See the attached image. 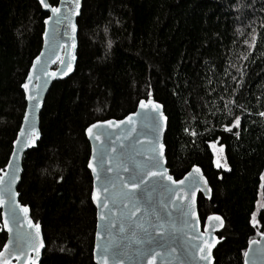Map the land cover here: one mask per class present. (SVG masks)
<instances>
[{
    "label": "trees",
    "instance_id": "1",
    "mask_svg": "<svg viewBox=\"0 0 264 264\" xmlns=\"http://www.w3.org/2000/svg\"><path fill=\"white\" fill-rule=\"evenodd\" d=\"M46 17L36 0H0V170L24 113L21 84ZM76 24L74 71L46 93L40 138L23 155L17 187L42 230L39 264H94L84 131L134 111L149 91L167 118L170 173L178 179L199 166L211 188L209 198L197 199L201 222L209 214L224 220L214 264H243L248 241L264 232L257 205L264 203V0H82ZM236 116L239 126L224 131ZM214 141L223 146L225 170L213 162ZM5 239L0 219V249Z\"/></svg>",
    "mask_w": 264,
    "mask_h": 264
},
{
    "label": "snow or ice",
    "instance_id": "2",
    "mask_svg": "<svg viewBox=\"0 0 264 264\" xmlns=\"http://www.w3.org/2000/svg\"><path fill=\"white\" fill-rule=\"evenodd\" d=\"M69 2L74 3L76 8H79V0H69ZM40 6L42 8L47 9L51 12L44 20L45 25V36L48 35L49 32V22L51 21L52 32L55 35L60 31L57 25L61 24L64 21L71 22L70 18L75 13L68 9L67 11L62 12L61 7H52L45 0H39ZM61 4H64V0H61ZM73 33L76 31V26L74 24L71 25ZM264 27V26H262ZM255 30H253L254 32ZM67 33H65L66 35ZM48 43V41H45ZM245 43L248 45V52H252L253 47L257 43V38L253 34L251 36V43L247 40ZM72 48H75V39L72 37ZM43 55V53L41 54ZM67 59L64 56H60L57 53L58 62L61 65L67 64V72L72 71L71 61L75 59V56L71 54V50L66 53ZM247 56H241L240 59H246ZM41 57L37 56L32 61V68L28 70V75L25 78L23 84H21V88L24 90V99L31 104H34L35 108L40 106L39 104V88L46 86L47 79L43 81V84H32L33 78L39 83L40 76L36 75L33 72V69L36 67L37 63L40 61ZM235 67V65H233ZM237 72H240V69H236ZM43 71V69H42ZM67 72L63 70V68L58 69L57 72L47 73L44 75L48 78L54 77L58 74L67 75ZM241 75L243 73L241 72ZM235 79V77H233ZM239 83V81L237 82ZM229 103H232L229 101ZM161 105L154 102L152 99V93L149 91L148 99L140 100L139 109L144 111V117L141 121L142 126L148 130L150 133V138L146 140L145 145H141L142 151H137L136 155L143 157V159L136 160L132 159L130 161L126 160L124 155L112 156L108 157L112 160H119L120 163L116 164L113 167L111 164L105 170L101 167V171L98 172L97 169L93 166V162L90 159L88 162L89 169L92 170L93 173V186L91 199L92 203L97 206V231H96V240L97 245L93 249V258L97 261V264H109L108 257H112L114 264H121L120 257H128L129 256V245H134L131 249L137 261H143L147 259V264H171V261L168 260V257L172 259H176L174 255L176 249L172 248L168 244H166L163 240L165 236V225L160 224L158 226L152 225L150 221H148V210L143 209V204L145 202L144 197L146 195L145 189L143 187L145 181H148L155 178H161L163 180H167L172 184H180L183 185L185 183L184 180L175 181L172 176L167 175V169H161L160 164L163 162L164 158V145L159 144L160 155L159 160H157L156 156V145L159 143V133L163 131V121L165 117L162 112H160ZM225 111L231 115L230 109H228L227 105L225 106ZM32 115L34 119V115L30 114L26 109L24 112V120L27 122ZM137 115L133 113L131 116L125 117L122 121H114V120H105L102 122L103 125H107L109 128L117 127L119 125L128 124L130 126V130L125 129L124 135L118 137V140L127 139L128 136L134 132L135 125L137 121L133 120V116ZM259 116L264 118V112L258 113ZM157 116L159 117V122H157ZM240 123V117L236 116L235 119L232 120L231 125L224 127V131H231L233 127H238ZM101 123H95L89 126L86 129V134L90 139L99 140L102 133L94 132L95 129L102 127ZM185 132H188V129H185ZM191 135H196L195 132L190 133ZM38 133L33 124L29 123L27 125V129L24 124H21L20 131L16 134V140L13 141V153H17V142H21V148L23 147H32L35 145V141L38 138ZM23 138V140H22ZM116 141H113L112 147L115 149ZM210 147L215 148V145H210ZM221 145V149H222ZM94 153L96 149L93 150ZM107 157V153H101L102 160ZM18 159V156H16ZM12 164V160L9 161ZM217 168H225L227 169V164L216 163L214 161ZM121 169L127 175H121ZM19 171L18 166L14 167L11 173H0V205L4 204V193L8 192L11 195H15V193L11 192V184L16 179V172ZM104 171L109 173H113L112 176L102 175ZM193 171L198 173V168H193ZM146 173V175H145ZM191 176V173H189ZM262 180H264V173L261 174ZM7 178V179H6ZM187 179V177L185 178ZM203 179V177H201ZM97 180L100 181V187L103 191V195H100L97 191ZM162 191L173 192L177 191L176 189H170L166 185L160 186ZM150 199V196L148 197ZM173 199L184 200L183 195H179L174 197ZM258 208L264 209V203L257 201ZM162 207L166 209L167 205L162 204ZM17 208H20V205H16ZM180 217L182 218L183 227L185 229H192L194 227L193 222H196L195 226H198V221L196 217V210L194 203L185 202L184 205H181L178 209ZM143 211V215L139 219H133L137 216V213ZM21 212L24 214V220L19 221L16 217L15 209L11 206L9 207L8 215L11 217L12 222L19 224V227L16 230L15 240H11L3 245V248L0 249V264H11V259L14 257L17 261H20L22 258L24 259V264H36V260L40 254V248H42L43 242L40 239V226L39 224H33L31 220L28 219L27 207L21 208ZM152 215H156L155 209H152ZM189 215H191V221L188 219ZM251 223L253 226L257 224L256 216L257 212L253 211ZM208 220H216L220 221V217L218 216H209ZM26 226L30 231H24V226ZM222 223V222H221ZM8 220L4 222V229L11 233V229L9 228ZM159 227V232H156V228ZM103 229V233L101 232ZM151 229V231H150ZM173 232L175 231V227L172 228ZM258 236L261 237V240H264V233H257ZM191 240H200L201 243L199 245L193 243L191 244V249H198L195 253L196 256L199 257L200 261L205 262V264H211V255H209L211 248L217 242L215 238L211 237L210 228L208 223L204 224V233H200L196 236H191ZM121 241H127V244L122 245ZM260 241L249 240L248 244L251 248L253 244H259ZM189 247L183 248L184 255H191V250ZM258 254L264 256V245L257 250ZM26 253H31L33 255H26ZM245 256V264H249L247 257L249 256V252L245 251L243 253ZM253 264L255 262L253 261Z\"/></svg>",
    "mask_w": 264,
    "mask_h": 264
},
{
    "label": "water",
    "instance_id": "3",
    "mask_svg": "<svg viewBox=\"0 0 264 264\" xmlns=\"http://www.w3.org/2000/svg\"><path fill=\"white\" fill-rule=\"evenodd\" d=\"M36 1L40 5L39 0H36ZM45 2L48 3L52 7H61L62 12L67 11L68 9H71L75 14L71 16V18H70L71 22L70 23L68 21H64L61 24L57 25V27L60 29V31L58 33H56L55 35L52 32L53 24L50 21L49 25H48L49 32H48V35L45 36L44 20L49 15H51V12L40 6L41 9L47 13V17L43 20V33H42L41 48H40V51L38 52V54L35 56V58L37 56H40L41 59L37 63L36 67L33 69V72L36 75H39L41 79L38 83L35 80V78H33L32 84H38V86H39V85L43 84V81L45 79H47V84H46V86L39 88V91H40L39 104H40V106L38 108H35L34 104H31L24 99L25 100L24 112L27 109L30 114L34 115V119L32 118V115H30L29 120L26 122L24 120V113H23L18 131H17V133L20 131L21 124H24L26 129H27V125L29 123L33 124L37 133L39 134L38 138L35 141V145H36L38 139L40 138L39 113L41 111V108H42V105L44 102V98L46 96L48 89L50 88L51 84L54 81L63 80L65 78H67L74 71L75 63H76L77 31H78L76 20H77L78 16L80 15V10H81V5H82V0H79V8H76L74 6V3L69 2V0H64V4H61V0H57V3L55 5H51L48 2V0H45ZM72 24H74L76 26L75 33H73V31H72V27H71ZM65 33H67V34L65 35ZM73 36L75 39V48L74 49L72 48V37ZM46 40L48 41V43L45 42ZM69 50H71V54L73 56H75V59L71 61V67H72L71 72H67V64L61 65L57 59V53H59L60 56H64L67 59L68 57L66 56V53H68ZM42 53H43V55H41ZM30 68H32V62H31L29 69ZM60 68H63V70L65 72H67V75L58 74V75L51 77V78H48L44 75L45 72H47V73L57 72L58 69H60ZM42 69H43V71H42ZM27 75H28V72H27ZM27 75H26V77H27ZM22 91L24 94L23 89H22ZM147 99H148V96L146 98H141L140 100L146 101ZM152 99L154 100V102L161 105L160 112H162L164 117H165V120L163 121V131L158 134L159 135V143L156 145V156H157V160H159V155H160L159 144L164 145V134H165L166 126H167V118L164 114L162 104L159 103L158 101H156L153 96H152ZM140 100L138 101L134 111L126 114L124 117L118 118V119L108 118V119H104V120L95 121V122L89 124L85 128V131H84L85 136H86V139H87L89 146H90V154H89V158L87 161V168L90 172L91 181H92L91 193H92V186H93V173H92V170L89 169V167H88V162L90 159L92 160L93 166L97 169L98 172L101 171V167H103V169L106 170L110 164L113 167H115L116 164L121 162L119 160H112V159L108 158V157H112L114 155H116V156L124 155L126 160H128V161H130L132 159H136V160L143 159V157L137 156L136 152L143 150L141 148V145L146 144V140L148 138H150V133L148 132L147 129H145L142 126V123H141V121L144 117V111L139 109ZM133 113L137 114V115L132 117L133 120L137 121V123L135 125L136 130L134 132H132V134L130 136H128L127 139L118 140V137L125 134L123 130H125V129L130 130V126L128 124L125 123L123 125H119L117 127H112V128H109L107 125L102 124V122L105 120L122 121L125 119V117L131 116ZM156 119H157V122H159L158 116ZM95 123H101L102 124L101 128L94 130V132L102 133L100 136V139L98 141L94 140V139H90L88 137V135L86 134V129H88L90 125L95 124ZM14 140H16V136H15ZM22 140H23V138H22ZM113 141H116L114 150L112 147ZM21 143H22V141L17 142V145H16L17 153H13V142H12V148H11L7 163H6L5 167L0 170V173H11V171L14 167L18 166V168H19V171L16 172V179L11 184V192L15 193V195L13 196L10 193L5 192L4 193V201L5 202L3 205H0L1 226H2L3 231L6 234V239L3 243V245L5 243L9 242L10 239L13 241L15 240L16 230L19 227V224L13 223L11 217L8 215L10 206L15 209L16 217L19 221L24 220V214L21 212V208L27 207L28 219L31 220L33 224H39L37 222H34V220L31 218L30 210H29L28 206L22 204L19 200V193H18L17 187H18V184L20 182V178H21V174H22V158H23V155L26 151H28L29 149H31L35 146L34 145L32 147L21 148ZM94 149H96L95 153L93 151ZM101 153H107V157H105L103 160L101 158ZM163 153H164V158H163V162L160 164V168L161 169H167V175L172 176L173 180H175V181L184 180L185 183L183 185L172 184L169 181L163 180L161 178H155V179L150 178V180L145 181L143 187L145 189L146 195L144 197L145 202H144L142 207H143V209L148 210V213H149L148 221H150L152 225H156V226H158L160 224L165 225V228H164L165 236L163 237V240L166 244H168L169 246H171L172 248L177 250L174 253V255L176 256V259H172L171 257L167 258L168 260L171 261V264H205V262L200 261L199 257L195 255V253L198 251V249H191L190 248L191 244L195 243V244L199 245L201 243V241L200 240L193 241L190 239V237L196 236L200 233H204V224L208 223L209 228H210L211 237L215 238V240L217 241L214 244V246L211 248L210 253H209V255H211V264H214L213 251H214L215 247L217 246V244L222 240V238H220L218 236V233L220 232V230L223 227L224 220L219 214H209L204 218L203 222H201L199 212H198V207H197V199H198L199 195H202L204 198L210 197L211 188H210V185L208 183V180L205 177V175L203 174L202 169L197 165H193L182 177L175 179L174 176L170 173V171L166 165L165 145H164ZM16 156H18V159H16ZM10 159L12 160V164L9 163ZM194 167L199 169L198 173L193 171ZM189 173H191V176H189ZM101 174L105 175V176H112L113 175V173H109L107 171H104ZM121 175L122 176L127 175V173H124L123 170L121 169ZM145 175H146V173H145ZM186 177H187V179H185ZM201 177H203V179H201ZM161 185H166L168 188L176 189L177 191H173V192L162 191L160 188ZM97 191L100 195L104 194L101 187H100V181L99 180H97ZM91 193H90V198H91ZM179 195H183L184 200L173 199L174 197H177ZM149 196H150V199L148 198ZM91 201H92V199H91ZM186 201L194 203L195 210H196V217H197V221H198V226H195L196 222H193L194 227L192 229H185L183 227L182 218L180 217L179 211L176 210L181 205H184ZM17 204L20 205V208L16 207ZM162 204L167 205L166 209L161 206ZM93 206L95 208L96 223H95V232H94L93 248H92V260H93L94 264H97V261L93 258V249L96 247V245L98 243L96 240L97 211H98V209H97V206L95 204H93ZM152 209H155L156 215L151 214ZM142 215H143V211L140 213H137V216L134 217L133 219H139ZM209 216H213V217L218 216V217H220V221H216V220L209 221L208 220ZM188 219L191 221V215H189ZM5 220H8V222H9L8 226L11 229V233L4 229ZM39 226H40V224H39ZM173 226L175 227L174 232L172 230ZM159 230H160L159 227H157L156 232L158 233ZM24 231H30V229L27 228L26 223L24 226ZM150 231H151V229H150ZM101 232L103 233V229H101ZM40 239L43 242L44 246L42 248H40V254H39L38 259L36 260V264H39L42 252H43L44 247H45L41 227H40ZM251 240L260 241V243L259 244H253L251 246V248H250L249 244H247L245 251L249 252V256L247 257L249 264H253V261L255 262V264H264V256L258 254V252H257V250L261 247V245H264V240H261L260 236H258L257 238L251 239ZM121 244L125 245V244H127V241H121ZM3 245L1 247V249L3 248ZM128 247H129V256L128 257H120L121 264H147V259H144L143 261H137L134 254L131 251V249L133 247H135L134 245H129ZM184 247L190 248L191 255H184L183 254L182 250ZM26 255H33V254L26 253ZM10 259H11V264H24L23 258L20 261H17L14 257H12ZM245 259L246 258L243 255V264H245ZM108 260H109V264H114V261H113L111 256L108 257Z\"/></svg>",
    "mask_w": 264,
    "mask_h": 264
},
{
    "label": "rangeland",
    "instance_id": "4",
    "mask_svg": "<svg viewBox=\"0 0 264 264\" xmlns=\"http://www.w3.org/2000/svg\"><path fill=\"white\" fill-rule=\"evenodd\" d=\"M210 145H215V148L210 147L213 153V162L216 161V163L226 164L223 147L221 149V145L216 141L210 143ZM220 169L225 170V168Z\"/></svg>",
    "mask_w": 264,
    "mask_h": 264
},
{
    "label": "bare ground",
    "instance_id": "5",
    "mask_svg": "<svg viewBox=\"0 0 264 264\" xmlns=\"http://www.w3.org/2000/svg\"><path fill=\"white\" fill-rule=\"evenodd\" d=\"M216 170V169H215Z\"/></svg>",
    "mask_w": 264,
    "mask_h": 264
}]
</instances>
